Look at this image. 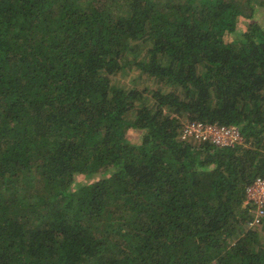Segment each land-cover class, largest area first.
<instances>
[{
  "label": "trees",
  "instance_id": "obj_1",
  "mask_svg": "<svg viewBox=\"0 0 264 264\" xmlns=\"http://www.w3.org/2000/svg\"><path fill=\"white\" fill-rule=\"evenodd\" d=\"M257 8L0 0V264H264ZM196 121L242 144L180 141Z\"/></svg>",
  "mask_w": 264,
  "mask_h": 264
},
{
  "label": "built area",
  "instance_id": "obj_2",
  "mask_svg": "<svg viewBox=\"0 0 264 264\" xmlns=\"http://www.w3.org/2000/svg\"><path fill=\"white\" fill-rule=\"evenodd\" d=\"M180 141L208 143L219 148L242 144L240 131L234 126H220L200 121L185 122L179 132ZM244 206H250L251 218L248 228L254 229L264 220V177L256 178L245 189Z\"/></svg>",
  "mask_w": 264,
  "mask_h": 264
},
{
  "label": "rangeland",
  "instance_id": "obj_3",
  "mask_svg": "<svg viewBox=\"0 0 264 264\" xmlns=\"http://www.w3.org/2000/svg\"><path fill=\"white\" fill-rule=\"evenodd\" d=\"M255 14H256V16H255V18L252 21H256L257 23H259L260 29L264 32V9H261V10L258 11V8H257V12ZM253 23H255V22H253ZM246 24H247L246 20L239 19L238 24H237V30L238 31H243L245 29ZM233 36L234 35H229L228 39H230L231 37H232L231 39H233ZM134 76H136L135 72H132V73L129 74V76L124 77L121 80L123 82H126V84L130 85L131 84L130 83L131 77H134ZM139 81L140 80H136V82H139ZM127 137L129 138V140H130V142L132 144L137 145L140 142L141 133L138 132V131L130 130L127 133ZM76 180H77V178H76Z\"/></svg>",
  "mask_w": 264,
  "mask_h": 264
}]
</instances>
